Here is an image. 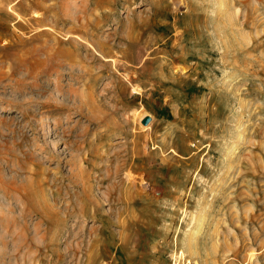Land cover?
Segmentation results:
<instances>
[{"label": "rangeland", "instance_id": "1", "mask_svg": "<svg viewBox=\"0 0 264 264\" xmlns=\"http://www.w3.org/2000/svg\"><path fill=\"white\" fill-rule=\"evenodd\" d=\"M221 2L0 0V264H264V0Z\"/></svg>", "mask_w": 264, "mask_h": 264}, {"label": "bare ground", "instance_id": "2", "mask_svg": "<svg viewBox=\"0 0 264 264\" xmlns=\"http://www.w3.org/2000/svg\"><path fill=\"white\" fill-rule=\"evenodd\" d=\"M20 1L21 0H1V2H3V3H5V7H6V11H8L10 14L11 13H14V14H16V16H17V18L18 19H21V17H20V15L17 13V7L18 6H21V4L22 3H20ZM223 1V0H222ZM239 1V0H238ZM216 2V1H215ZM220 2H221V0H220ZM228 3V2H227ZM254 2L252 1V4H253ZM256 3V2H255ZM205 4V3H204ZM233 4V3H232ZM257 4V3H256ZM220 5H224V3H220ZM225 6V5H224ZM227 6H228V4H227ZM248 6V5H247ZM216 7V6H215ZM231 7H232V5H231ZM236 7H238V5L236 6ZM251 7V6H250ZM208 8V7H207ZM222 9H223V7L221 8V11H222ZM239 9H240V7H239ZM0 10H3V9H1L0 8ZM208 11H209V9H207ZM232 10L234 11V8H232ZM231 10V11H232ZM211 11V10H210ZM214 11H215V9H214ZM212 12V11H211ZM240 11L238 10V12L237 13H239ZM252 12V11H251ZM236 13V14H237ZM90 14V13H89ZM107 14V13H106ZM235 14V13H234ZM213 15H215V13L213 14ZM230 15V14H229ZM243 15H245V14H243ZM249 14H247V17H251V16H248ZM231 16H233L232 14H231ZM235 16V15H234ZM246 16V15H245ZM214 17V16H213ZM226 17V16H225ZM103 18V17H102ZM228 18V17H227ZM233 18H235V17H233ZM232 18V20H234ZM244 18V17H243ZM215 19V18H214ZM244 19H246V18H244ZM243 19V20H244ZM247 19H249V18H247ZM222 21V20H221ZM226 21V20H225ZM234 22V21H233ZM236 22V21H235ZM237 23V22H236ZM220 24V23H219ZM225 24V23H224ZM231 24H232V22H231ZM241 25H244V24H242V23H240ZM246 24H247V22H246ZM21 26V29L23 30L25 27L23 26V25H20ZM87 26V24H80V23H78V27H77V29L75 30V31H67L66 33H64L63 34V37H64V41H68V43H73V48L74 49H76V47H75V45H74V43H77V44H82V45H84L85 47H86V49L88 50V53H90L94 58H96V59H100L101 60V62L103 63V65H111L112 67H113V69L115 70V72H117V74H119V76L122 78V79H124V80H126L129 84H130V86L133 88V90H136V89H138V88H140L138 85H136V83L133 81V79H131L132 78V73H134V70L131 68L130 70L131 71H128L127 69H125V68H120V66L118 65V64H115V62H116V60H113V58H111V56H110V52L109 51H105L104 49H103V46H104V44L103 43H101L100 41H98V42H95V41H92V40H90L89 39V36H90V34H89V36L87 35V33L85 34V35H82L81 34V32H79V31H82L81 30V28L83 27V28H85ZM210 26H212L211 24H210ZM49 30V27L48 26H37V27H35V28H33L31 31H32V33H34V32H41L42 30ZM263 30V29H262ZM220 31V30H219ZM56 32V31H55ZM213 34V33H212ZM262 34V33H261ZM264 34V33H263ZM263 34H262V36H263ZM215 35V34H214ZM219 36H221V33L220 34H218ZM258 35V34H257ZM256 35V36H257ZM30 36V35H29ZM29 36H27V37H29ZM26 37V35H25V38H27ZM251 37L252 36H250V39H251ZM254 37V36H253ZM264 37V36H263ZM54 38H57V37H54ZM219 39V38H218ZM253 41H254V39H252ZM19 42H25L26 41V39H24V40H22L21 38H19V40H18ZM73 41V42H72ZM220 41V40H219ZM223 41V40H222ZM248 42H249V40H248ZM254 42H256V41H254ZM214 43V42H213ZM213 43H212V45H213ZM223 43V42H222ZM250 44H251V42H249ZM253 43V42H252ZM249 44V45H250ZM218 45V44H217ZM220 45H222V44H220ZM223 46V45H222ZM254 46V45H253ZM212 47V46H211ZM219 47V46H218ZM230 47V46H229ZM250 47V46H249ZM126 48H127V45H126ZM216 48H217V46H216ZM246 48H247V46H246ZM246 48H245V50H246ZM255 48V47H254ZM215 49V48H214ZM63 50V49H62ZM226 50V49H225ZM244 50V51H245ZM63 51H65V52H68L70 55L72 54L73 55V53L72 52H70V50L69 49H64ZM243 51V50H242ZM126 53V52H125ZM116 54V53H115ZM129 54V53H128ZM121 56V55H120ZM119 56V57H120ZM122 57V56H121ZM93 58V59H94ZM222 58V57H221ZM126 59V58H125ZM119 60V59H118ZM118 62H120V61H118ZM122 63V62H121ZM222 63V62H221ZM60 64H62V63H60ZM227 64V63H226ZM222 65V64H221ZM225 65V64H224ZM226 66V65H225ZM262 66V65H261ZM60 67V66H59ZM110 67V66H109ZM127 67V66H126ZM233 68H234V66H233ZM250 68V67H249ZM255 68V67H254ZM253 68V69H254ZM262 68L263 67H261V71H262ZM231 69V68H230ZM252 69V70H253ZM264 69V68H263ZM229 70V69H228ZM220 71H222V70H220ZM242 71V70H241ZM255 71V70H254ZM258 71V70H257ZM260 71V70H259ZM112 72V71H111ZM228 72V71H227ZM243 72V71H242ZM252 72V71H251ZM256 72V71H255ZM263 72H264V70H263ZM49 73V72H48ZM224 73V72H223ZM245 73V72H244ZM46 74V73H45ZM249 74V73H248ZM252 74H253V72H252ZM8 75V74H7ZM32 75V74H31ZM113 75V74H112ZM118 76V75H117ZM137 76V75H136ZM139 76V75H138ZM10 77V76H9ZM25 79V78H24ZM247 79V78H246ZM251 79V78H250ZM253 79V78H252ZM125 81V82H126ZM237 81V80H236ZM126 82V83H127ZM130 87V88H131ZM122 89V88H121ZM249 89V88H248ZM261 91V90H260ZM135 92V91H134ZM253 92V91H252ZM242 93V92H241ZM261 93V92H260ZM248 94V93H247ZM68 97H69V95H68ZM50 98V97H49ZM75 99V98H74ZM63 100V99H62ZM85 100V99H84ZM75 101V100H74ZM69 102V101H68ZM67 102V103H68ZM50 103V102H49ZM82 101H81V105H82ZM66 104V103H65ZM85 104H86V101H85ZM46 105V104H45ZM84 105V104H83ZM61 106V105H60ZM62 107H63V105H62ZM81 107V106H80ZM40 108V107H39ZM85 108V107H84ZM80 109V111L82 110L81 108H79ZM140 109V108H139ZM240 109V108H239ZM88 110V109H87ZM138 110V109H137ZM254 110V109H253ZM258 110V109H257ZM241 111H243V110H241ZM249 111V110H248ZM88 112V111H87ZM239 112H240V110H239ZM241 113V112H240ZM251 113H253V112H251ZM88 114V113H87ZM86 114V116H88ZM136 114V113H135ZM145 115H149V114H147L144 110L143 111H139L138 112V118L137 119H141V118H144V116ZM91 116V115H90ZM133 116H135V115H133ZM150 116V115H149ZM151 117V116H150ZM240 117V116H239ZM135 118V117H134ZM152 118V117H151ZM153 119V118H152ZM129 120V119H128ZM132 120V119H131ZM138 122H140V120L138 121ZM151 122L152 121H150L148 124H146V125H144L143 126V130L142 131H145V130H147V129H149L150 127H151ZM240 122H241V120H240ZM58 126V125H57ZM141 126V125H140ZM232 126V125H231ZM64 127V126H63ZM55 128V127H54ZM62 128V127H61ZM59 129V128H58ZM142 128H140V129H138V130H141ZM232 129V128H231ZM234 130V129H233ZM133 131H134V133H136L137 131H136V127H134V129H133ZM237 131V130H236ZM238 131H240V130H238ZM147 132V131H146ZM75 133V132H74ZM149 133V132H148ZM147 133V134H148ZM230 133H231V131H230ZM233 133V132H232ZM231 133V134H232ZM57 134H59L58 133V131H57ZM128 134H130V133H128ZM234 134V133H233ZM64 135V134H63ZM76 135H74V137H75ZM136 134H134L133 135V138H132V142H133V146H132V150H130V151H132V155L133 154H142V155H146V154H148L149 155V153H151L152 151L149 149V150H146V147L149 145L148 143H147V141H149L147 138H143V140H142V143H141V140H140V142H138L137 140H136ZM146 136V135H145ZM232 136L233 135H231V138H232ZM73 137V136H72ZM125 137V136H124ZM157 137V136H156ZM228 137V136H227ZM226 137V138H227ZM139 138V137H138ZM149 138V137H148ZM150 139V138H149ZM228 139V138H227ZM63 140V139H62ZM82 140V139H81ZM84 140V139H83ZM136 140V141H135ZM139 140V139H138ZM226 140V139H225ZM151 141V140H150ZM79 142V141H78ZM81 142V141H80ZM156 142V141H155ZM127 143V142H126ZM73 144V143H72ZM156 146V145H155ZM150 147V146H149ZM165 147V146H164ZM168 147H169V145H168ZM233 147V146H232ZM70 148H71V146H70ZM153 148H155V147H153ZM70 150V149H69ZM128 150V149H127ZM126 150V151H127ZM174 153H176V151L174 150V149H171ZM167 151V150H166ZM234 152V151H233ZM233 152H232V154H233ZM126 153V152H125ZM125 153H123V154H125ZM131 153V152H130ZM153 153V152H152ZM152 153H151V155H152ZM170 153V152H169ZM67 154V153H66ZM86 155H87V153H86ZM127 155V154H126ZM125 155V156H126ZM141 155V156H142ZM150 155V156H151ZM173 155V154H172ZM175 155V154H174ZM128 156V155H127ZM147 156V155H146ZM129 157V156H128ZM135 157H137V156H135ZM149 157V156H148ZM173 157V156H172ZM133 158V156L132 157H130V161H131V159ZM166 158V157H165ZM68 159H70V158H68ZM83 159V158H82ZM134 159L135 158H133L132 159V161L134 162ZM162 159V158H161ZM141 160V159H140ZM145 160V159H144ZM68 161V160H67ZM87 161V160H86ZM167 160H165V162H166ZM118 162V161H117ZM143 162V161H142ZM81 163H82V161H81ZM88 163V162H87ZM135 163V162H134ZM118 164V163H117ZM116 164V165H117ZM129 164V163H128ZM127 164V165H128ZM83 165V164H82ZM126 165V166H127ZM138 165V164H137ZM76 166V165H75ZM77 166H78V164H77ZM122 168H123V166H121ZM139 167V166H138ZM70 169H71V167H70ZM77 169V168H76ZM78 169H79V166H78ZM115 169V168H114ZM136 169V168H135ZM69 170V169H68ZM74 170V169H73ZM120 170V168L118 167V169H116V171L118 172ZM124 169H122V171H123ZM139 170V169H138ZM3 171V170H2ZM72 170H70V172H71ZM78 171V170H77ZM121 171V172H122ZM137 171V170H136ZM134 169H132V166L130 165L129 166V169L128 170H126L125 172H124V177H125V179H124V181L125 182H127L128 184H129V188H136L137 187V184L139 183L140 184V189H144L145 188V184H148V180H145V178L143 177V175H141V174H139V173H137ZM144 171V170H143ZM4 172V171H3ZM32 172H33V170H32ZM73 172V171H72ZM72 172H71V174H72ZM106 172H108V171H106ZM67 173H68V171H67ZM74 173H76V175L79 173H77L76 171L74 172ZM81 173V172H80ZM119 173V172H118ZM70 174V173H69ZM108 174V173H107ZM142 174H143V172H142ZM68 175V174H67ZM73 175H75V174H73ZM84 175V174H83ZM113 175V174H112ZM240 175V174H239ZM244 175V174H243ZM1 176V175H0ZM71 176V175H70ZM100 176V175H99ZM114 176V175H113ZM145 176V175H144ZM72 177V176H71ZM117 178H118V176H116ZM122 177V176H121ZM83 179V176L82 177H80V179ZM101 178V177H100ZM99 178V179H100ZM117 178H115V179H117ZM3 179V178H2ZM1 179V180H2ZM5 179V178H4ZM12 179H13V177H12ZM12 179H11V181H12ZM98 179V180H99ZM102 179V178H101ZM107 179V178H106ZM109 179V178H108ZM122 179H123V177H122ZM0 180V181H1ZM6 180V179H5ZM112 180V179H111ZM114 180V179H113ZM112 180V181H113ZM118 180H120L119 178H118ZM118 180H116V181H118ZM22 181H24V180H22ZM86 181V180H85ZM122 182V181H121ZM85 184H86V182H84ZM83 183V184H84ZM124 183V182H123ZM123 183H121V184H123ZM126 183V185H128ZM116 184V183H115ZM119 184V183H118ZM125 184V183H124ZM31 186L33 185V184H30ZM34 186V185H33ZM29 187V186H28ZM83 187H85V185L83 186ZM87 187V186H86ZM36 188V187H35ZM35 188H34V190H35ZM113 188V187H112ZM114 188H115V186H114ZM121 188H123L122 186H121ZM193 188V187H192ZM33 189V188H32ZM85 189V188H84ZM108 189H109V187H108ZM31 190V189H30ZM33 190V191H34ZM36 190H37V188H36ZM36 190H35V192H36ZM92 190V189H91ZM119 190V189H118ZM122 190V189H121ZM120 190V191H121ZM126 190V189H125ZM130 190V189H129ZM138 190V189H137ZM88 191V190H87ZM119 191V192H120ZM113 192V191H112ZM125 192V191H124ZM127 192H128V190H127ZM86 193V192H85ZM32 194V193H31ZM109 194V193H108ZM116 194V193H115ZM120 194V193H119ZM110 195H111V193H110ZM114 195V194H113ZM89 196V195H88ZM109 196V195H108ZM125 196V195H124ZM135 196H136V194H135V192H132L131 193V195H129L128 197V199H130V200H134V198H135ZM123 197V196H122ZM126 197V196H125ZM109 198H110V196H109ZM110 200V199H109ZM113 200H114V198H113ZM117 200H118V198H117ZM126 200V199H125ZM176 204H178V203H176ZM111 207V206H110ZM94 213V212H93ZM135 213L137 214L138 212L137 211H135ZM135 214V215H136ZM185 214V213H184ZM134 215V216H135ZM249 215V214H248ZM49 218H51V217H49ZM139 218V217H138ZM131 219H132V217H131ZM136 219V218H135ZM132 221V220H131ZM138 221V220H137ZM135 222V221H134ZM125 227V226H124ZM199 227V226H198ZM195 228H196V225H195ZM199 230V229H198ZM197 232H199V231H197ZM196 235V234H195ZM189 236V235H188ZM188 236H187V241H190V240H188ZM42 237V236H41ZM191 237H192V235H191ZM190 237V238H191ZM194 237V236H193ZM195 238V237H194ZM192 240H194V239H192ZM195 241V243H193L194 244V246H195V244H196V240H194ZM190 243V242H189ZM192 243V242H191ZM191 246V245H190ZM19 248V247H18ZM180 256V255H179ZM174 257H176V255L174 256ZM185 257V256H184ZM187 258V257H186ZM176 259V258H175ZM179 259H181V257L179 258ZM193 259V258H192ZM194 260V259H193ZM196 261V260H195ZM189 262H191V261H189ZM192 263V262H191ZM187 264V263H186Z\"/></svg>", "mask_w": 264, "mask_h": 264}, {"label": "water", "instance_id": "3", "mask_svg": "<svg viewBox=\"0 0 264 264\" xmlns=\"http://www.w3.org/2000/svg\"><path fill=\"white\" fill-rule=\"evenodd\" d=\"M151 120V117L149 115L145 116L143 119H142V123L143 124H148L149 121Z\"/></svg>", "mask_w": 264, "mask_h": 264}]
</instances>
